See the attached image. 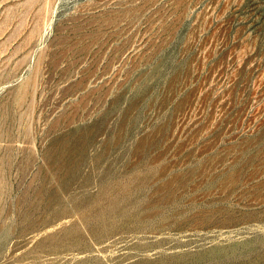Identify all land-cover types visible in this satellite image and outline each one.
<instances>
[{"label":"rangeland","instance_id":"rangeland-1","mask_svg":"<svg viewBox=\"0 0 264 264\" xmlns=\"http://www.w3.org/2000/svg\"><path fill=\"white\" fill-rule=\"evenodd\" d=\"M0 264H264V0H0Z\"/></svg>","mask_w":264,"mask_h":264}]
</instances>
